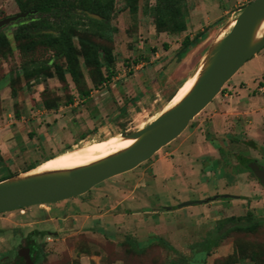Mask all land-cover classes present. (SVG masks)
<instances>
[{
    "label": "rangeland",
    "instance_id": "rangeland-1",
    "mask_svg": "<svg viewBox=\"0 0 264 264\" xmlns=\"http://www.w3.org/2000/svg\"><path fill=\"white\" fill-rule=\"evenodd\" d=\"M21 1L23 7L14 0H0V19L21 13L23 9L31 10L35 0L29 3L28 0ZM63 1L68 6H78L82 2ZM87 1L103 6L110 2ZM126 1L113 0V9L109 11V32L101 37L81 17L83 11H74L76 19L82 23L72 40L78 54L79 85L68 73L65 60L53 57V52L43 45H35L22 56L20 46L37 37L18 41L15 36L33 20L32 17L0 28V180L10 175H24L31 168L46 164L68 151L112 138L121 139L123 135L150 124L167 103L168 99L163 93L167 86L176 78L181 83L185 74L197 69L208 48L225 33L226 24L252 0H181L176 4L178 12L173 20L162 14L166 0H137L135 13L129 11ZM156 6H159L157 11ZM156 13L162 15V32L167 31L169 34L177 30L180 22H184V30L172 34L175 35L172 39H160L154 24ZM197 34L199 36L196 39ZM2 36H5L7 44L1 41ZM79 37L105 48L111 60L100 51V67L85 64L81 57ZM186 38L190 42L183 46ZM39 62H48V69L26 79L21 65L29 64L32 70ZM59 70L64 75L63 80ZM238 74L241 81L238 77L231 79L223 87L215 104L212 107L209 105L198 116V119H206L209 115L204 114H224L221 120L225 132L229 130V136L236 130L229 121L230 116L242 112L238 108L240 90L246 89L247 83L255 82L256 89L251 93L254 95L264 80V48L246 62ZM130 80L133 82L130 83ZM85 91L90 92V95L85 97ZM191 124H198V121L193 120ZM194 130L195 127L191 132ZM3 143L9 146L5 147ZM239 149L233 148L230 152L228 160L232 166L233 162L240 166ZM246 150L242 152L247 159L240 162L242 168L249 164V155L264 163L259 152ZM157 156L158 152L139 167L150 169ZM133 172L116 177L115 180H133ZM227 176H230L226 179L231 184V173ZM249 178H255L252 172ZM159 180H149V187L139 190L136 197L147 196L149 207L169 205V211L166 208L153 213L143 207L140 200H134L121 204L119 210L108 216H100L99 213L105 207H113L114 202H117L115 199L107 203L103 199L105 194L115 198L113 185L108 180L67 203H57L66 204L65 209L56 207L46 213L48 208L56 206L47 204L0 214V264H17V250L30 244L31 239H35L33 241L39 249L34 264H264V215L229 219L226 211L223 213L214 201L206 203L212 208L206 211L204 205L193 204L200 196L196 188L187 194L189 201L186 202L192 204L179 208V205L186 203L182 202V196L187 191L185 183L163 186ZM203 181L209 183L205 179ZM217 192L224 191L218 187L214 193ZM229 193L237 192L230 190ZM219 201L225 202L226 199ZM255 201L260 203L257 212L261 214L264 211V189ZM75 202L81 206L80 210L75 208L76 214L96 215L88 227H122L128 231L119 232L116 240H112L111 236L100 231L85 233L84 230H70L63 220ZM128 209L141 213L139 217L120 216L121 213L129 212ZM146 220H149L148 224ZM253 220L259 221L252 223ZM135 226H146L153 232L162 229L163 232L154 234L159 236L158 240L153 237L151 243L139 248L132 237L143 239V236L142 232L136 234L131 231L136 229ZM33 230H50L53 233L30 236Z\"/></svg>",
    "mask_w": 264,
    "mask_h": 264
},
{
    "label": "crops",
    "instance_id": "crops-1",
    "mask_svg": "<svg viewBox=\"0 0 264 264\" xmlns=\"http://www.w3.org/2000/svg\"><path fill=\"white\" fill-rule=\"evenodd\" d=\"M163 33L165 35H163ZM159 34L160 39H163L164 37L168 40L175 37V35H170L166 32H159L158 35ZM256 55L254 57H256ZM239 71L232 79L238 77L239 81H241V76L238 74ZM194 72L195 71L185 74V78L181 83L177 78L176 81L172 80V83L167 86L168 88L165 90V92H163L165 93L164 95L166 96V99H168L167 102L171 99V97L183 84V82L190 78L194 74ZM258 79H261V77H259ZM130 81V83L133 82L132 80ZM257 82L258 81H256V83ZM255 85V82H252V84L247 83V88L240 90L241 100L238 103V108H241L242 112L236 116H230L229 118V121L236 127L234 133L232 132V134H230L229 136V130H226L225 132V125L223 124V120H221L224 114H220L217 112L211 115L204 114L209 115V117L206 118L208 120L198 119V116L203 113L201 112L194 119V121H198V124H191L189 128H187L178 138L172 141L169 145L162 148L158 152V156L154 160L153 164L151 163L150 169L143 170V168L137 167L136 169L139 170L135 171L136 169H134L130 171H135L131 176L133 180H126L122 178L120 182L116 181V177H119L121 175L109 179V181L113 185L112 190H114L115 192V198L109 194H105L103 196V199L107 203L115 201V199L117 200V202H114L113 207H105V210L99 213L100 216H108L112 212L119 210L121 204L132 202L134 200H140L142 206L153 211V213H159L163 209L169 208V205L163 204L157 207H149L147 196H145V198L136 197V193L139 190H146L149 187V180L157 182L159 179L163 186H167L168 184H177V182L185 183L187 191L186 194L182 196V202L189 201V198H187V194L189 191H191L193 188L198 189L200 194L198 201L202 202V204L200 205H204L206 211L212 210V208L208 206L209 204L206 203L214 201L217 208L222 209L223 213L224 211H226V215L229 219H243L244 217H250L251 215L252 218H254L255 216L261 217L262 215H264L263 210L261 214L257 212V209L259 207L257 205H260V203L255 201V198L262 195L264 185H259L257 183V177L255 175V178L253 179L254 181L250 180L249 176L251 174V171L247 170L244 166L242 168V165L240 164V162H245L247 160L246 158H244L245 155L242 154V152L247 151L246 149L259 152V154H261L262 156V160H264V85L262 86L260 83V88L257 89L258 93L255 91V94L251 95L254 89H256L254 88ZM216 98L211 104H209L211 105V107L215 104ZM210 108H208V110ZM224 119H226V117H224ZM194 127L195 130L191 132ZM3 145L5 147L9 146V144L4 143ZM233 148H236V150H238L239 148L241 149H239L238 157L240 161L238 164L240 166H237V163L235 164L234 162L232 163L233 166L229 163L228 159L230 158V152L233 151ZM248 158L250 164L255 163V165L259 169L264 171V163L259 162L258 160H256V157L251 155H249ZM146 170L147 172L144 173L143 171ZM228 173H231V177L233 179V182L231 184H229L226 179L227 177H230L227 176ZM203 179L207 180L209 183H205ZM211 181H214L217 184L215 185V183H211ZM218 187L219 189L221 188L224 192H217L215 194L214 192L218 189ZM230 190L237 193L231 194L229 193ZM221 195L224 196L223 199H226L225 202L214 200ZM213 196L216 197L213 198ZM71 200L72 199L66 200L65 203ZM55 205V208H48L46 213H49V211L56 209V207H61L64 209L66 207V204ZM75 208H77V210H80L81 206L77 205L76 202L73 203L70 212L68 210L67 214L64 215L65 219L63 221L68 224L67 226L70 227V230L72 229L73 231H77L76 229H79L80 232L81 230H84L85 233L92 230L97 232L100 231L104 232V234L107 236H111L112 240H116L119 232L122 233L124 231H128L123 229L122 227L117 229L107 226L99 228L96 226L88 227L90 220L94 219L96 215H93L91 213L81 215L76 214ZM128 210L129 212L121 213L120 216L139 217V213H141L134 212L130 209ZM61 211L64 210L62 209ZM167 211L169 210L167 209ZM258 221L259 220H253L252 223H257ZM148 222L149 220H146V224H148ZM135 228L136 229L131 231H135L136 234L142 232L141 235L143 236V239H134L132 237L133 241L138 247H144L148 245L149 243H151L153 237L158 240L159 236L154 234L163 232V230L161 229L160 232H157V230H155L154 233L153 230L147 229L146 226L143 228L135 226Z\"/></svg>",
    "mask_w": 264,
    "mask_h": 264
},
{
    "label": "water",
    "instance_id": "water-1",
    "mask_svg": "<svg viewBox=\"0 0 264 264\" xmlns=\"http://www.w3.org/2000/svg\"><path fill=\"white\" fill-rule=\"evenodd\" d=\"M34 14L36 11L22 12L0 19V28ZM263 23L264 0H252L243 6L236 17L226 24L225 33L208 48L194 72L196 80L189 92L144 128L122 136L124 140H133L129 147L86 166L33 173L35 167L24 175L1 181L0 214L57 204L82 196L98 184L149 161L178 138L246 62L264 48V32L259 35ZM249 169L264 185V171L255 163L249 164ZM191 204L186 202L178 207ZM22 259L30 264L27 258L22 256Z\"/></svg>",
    "mask_w": 264,
    "mask_h": 264
},
{
    "label": "trees",
    "instance_id": "trees-1",
    "mask_svg": "<svg viewBox=\"0 0 264 264\" xmlns=\"http://www.w3.org/2000/svg\"><path fill=\"white\" fill-rule=\"evenodd\" d=\"M14 1L20 7L24 6L21 0ZM180 1L181 0H166L163 8L165 11L162 14L168 16L173 20L178 12L176 4ZM29 2H31V0H28L27 3ZM126 6L130 12L135 13L137 11V0H127ZM158 7L159 6H156V11L159 10ZM78 9L84 12V15L81 17L87 21L89 26L95 29V33L97 36L101 37L109 32L108 19L110 16L109 11H112L113 9V0H110V2L106 4V6L96 5L95 2L89 3L87 0H82V2L78 6H68L67 3L63 0H35L33 2L31 10L27 11L23 9V12L36 11V14L29 15L33 20H31L29 24L21 28L15 36V39L18 41L23 39H33V37H37L36 40H31L28 44L20 46L19 49L22 53V56H24L25 52L34 48L35 45H43L53 52V57H55L56 59L65 60V62L67 63V71L72 77V80H74L77 85H79L78 78L80 76V72L78 70L77 49L73 46L72 40L75 37V31L82 25V23L76 19V15L74 14V11ZM87 14L98 16L101 18V20L90 17ZM159 14L157 15L156 13L154 16V24L156 26V30L158 32H162L164 31L160 29V26L162 25L160 18L162 15ZM36 17L39 18L35 19ZM184 28V22H182V24L180 22L179 28L177 30H174L173 32H169V34L182 32ZM114 31H116L115 28ZM198 36L199 34L196 35V39L198 38ZM1 41H4L6 44L8 43L5 36L1 37ZM78 42L81 51V57L85 64H93L100 67V51L104 53V57H107L108 60H111L109 51L97 45L96 43L88 41L82 37L78 38ZM189 42V38H186L183 42V46H187ZM48 64V62H39L31 70L29 68V64L23 63L21 65V71L23 76L28 79L33 75L41 73V71L47 70ZM58 73L60 78L63 80V73L60 72V70ZM261 85L263 86L264 82L261 83ZM13 93L14 91L12 88V94ZM83 95L87 97L90 95V92L85 91ZM84 96L81 97L83 98ZM246 168L248 169V166ZM32 169L34 168H31L30 170ZM11 177H13V175L1 179L0 182ZM221 198H223V196L219 197L218 199ZM193 204H195V202Z\"/></svg>",
    "mask_w": 264,
    "mask_h": 264
},
{
    "label": "bare ground",
    "instance_id": "bare-ground-1",
    "mask_svg": "<svg viewBox=\"0 0 264 264\" xmlns=\"http://www.w3.org/2000/svg\"><path fill=\"white\" fill-rule=\"evenodd\" d=\"M233 25L234 23L231 24V27ZM263 32H264V23L261 26L259 35H261ZM195 80H196V74H193L183 83V85L179 88L177 94L165 104L162 110L159 111V113L155 116L152 122L156 118H158L160 114H162L166 110L176 105L189 92ZM143 126H145V124ZM131 144H133V140L112 138L106 141H102L96 144L79 148L77 150H72L71 152L68 151L66 153H63L61 156L57 158H53L52 161L46 164L43 163L38 165L33 170V173L48 171V170H68V169H74L77 167L86 166L91 163L97 162L101 159H104L122 149H125L129 147Z\"/></svg>",
    "mask_w": 264,
    "mask_h": 264
},
{
    "label": "flooded vegetation",
    "instance_id": "flooded-vegetation-1",
    "mask_svg": "<svg viewBox=\"0 0 264 264\" xmlns=\"http://www.w3.org/2000/svg\"><path fill=\"white\" fill-rule=\"evenodd\" d=\"M249 164L247 165L248 166V169L247 170H250L249 169ZM256 181H257V183L259 185L262 184L257 178H256ZM222 196L223 195L218 196V198L219 197H222ZM218 198H217V200H220ZM223 198H224V196H223ZM223 198H221V199H223ZM40 233H45V235H47V234H50V233H53V232H51L50 230H43L41 232L40 231H37V230L36 231L33 230V231L30 232L29 235L30 236H35V235L40 234ZM17 236H19V234ZM33 240H35V239H31V243L30 244H25L24 246L20 247L17 250V259H16V263L17 264H26V262L23 261L22 256H23V258H27L28 259V262H30V264H34V262H35V260H36V258L38 256V254H39V249H38L35 241H33Z\"/></svg>",
    "mask_w": 264,
    "mask_h": 264
}]
</instances>
